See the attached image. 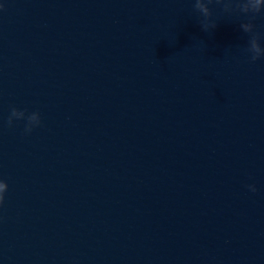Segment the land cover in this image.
Here are the masks:
<instances>
[{
    "label": "water",
    "instance_id": "obj_1",
    "mask_svg": "<svg viewBox=\"0 0 264 264\" xmlns=\"http://www.w3.org/2000/svg\"><path fill=\"white\" fill-rule=\"evenodd\" d=\"M0 264H88L104 133L110 0H0ZM12 107L43 123L7 125Z\"/></svg>",
    "mask_w": 264,
    "mask_h": 264
},
{
    "label": "clouds",
    "instance_id": "obj_2",
    "mask_svg": "<svg viewBox=\"0 0 264 264\" xmlns=\"http://www.w3.org/2000/svg\"><path fill=\"white\" fill-rule=\"evenodd\" d=\"M213 3L221 6L222 12L229 15H243L247 17L246 21L240 24V28L244 33L249 34L247 47L242 51L247 56L249 62H256L264 58V34L256 31L254 21L259 15L264 14V0H193V8L202 16L200 21L201 29L205 32H211L218 27V21L213 19L214 11L210 7ZM5 7L0 4V9ZM16 121H26L24 126V134L31 132L41 126L43 123L41 113L39 111H29L27 108L21 109L12 107L7 118V125L13 127ZM9 183L6 179L0 178V208H3L7 194L9 191ZM252 192L257 191L255 184L248 185Z\"/></svg>",
    "mask_w": 264,
    "mask_h": 264
}]
</instances>
